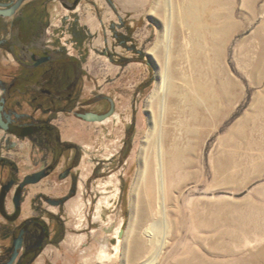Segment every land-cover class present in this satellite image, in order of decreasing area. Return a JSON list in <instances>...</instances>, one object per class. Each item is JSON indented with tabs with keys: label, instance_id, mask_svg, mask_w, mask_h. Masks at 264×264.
<instances>
[{
	"label": "rangeland",
	"instance_id": "1",
	"mask_svg": "<svg viewBox=\"0 0 264 264\" xmlns=\"http://www.w3.org/2000/svg\"><path fill=\"white\" fill-rule=\"evenodd\" d=\"M162 1L171 6V0H82L71 12L55 4L54 26L41 43L54 40L70 53L67 58L81 63L85 94L113 99L121 121L84 123L72 117L62 126L64 139L82 151L81 183L63 210L40 202L46 221L60 215L66 231L62 246L46 254L82 264L81 238L89 243L101 229L95 217L107 196L108 216L124 221L123 244L118 260L96 264H128L129 233L140 223L143 259L156 257L151 264H264V0H245V6L231 0L236 26L217 52L203 42L195 50L191 31L178 23L182 80L176 83L182 89L177 105H169L164 130L168 148L177 144L182 154L165 157L166 201L161 186L151 185V175L140 180L146 163L157 169L154 147L161 130L152 100L161 73L153 51L164 30ZM220 81H227L228 97L213 103ZM52 186L41 185L40 191L49 196L68 191ZM32 212L25 208V214Z\"/></svg>",
	"mask_w": 264,
	"mask_h": 264
},
{
	"label": "flooded vegetation",
	"instance_id": "2",
	"mask_svg": "<svg viewBox=\"0 0 264 264\" xmlns=\"http://www.w3.org/2000/svg\"><path fill=\"white\" fill-rule=\"evenodd\" d=\"M81 2L0 0V264H64L46 252L62 246L65 223L60 215L48 223L40 207L46 200L63 210L81 183L82 151L64 139L62 126L115 108L107 96L88 98L82 64L65 48L41 43L55 4L74 12ZM41 185L68 191L49 196ZM28 207L33 212L25 214Z\"/></svg>",
	"mask_w": 264,
	"mask_h": 264
},
{
	"label": "bare ground",
	"instance_id": "3",
	"mask_svg": "<svg viewBox=\"0 0 264 264\" xmlns=\"http://www.w3.org/2000/svg\"><path fill=\"white\" fill-rule=\"evenodd\" d=\"M162 2L164 3L162 9L163 12L161 13L163 15L162 18H163L164 30L163 32H161L159 44L156 46L155 50L153 51V53L157 56L158 60L160 61L159 68L161 73V84L152 100L154 105H157L158 107V111H159L158 118L160 123V130H161L158 142L154 147L155 149H157V151L155 150L157 152V160L155 161L157 162L155 163L157 169L154 172L152 170L153 167H151L150 164L148 165L146 163L145 169L140 173V180L141 179L144 180L147 178L148 175L149 176L151 175L152 176L151 185L161 186L162 194L166 201L167 170L165 169L166 166L165 157L167 159L170 156H172L173 157L172 159H175L178 157L179 153L182 154V152L179 151L180 147L177 144L174 145L173 150H170L168 148L169 133L168 131L164 130V122L168 118L167 114L169 110V105L171 107L175 102L178 103V99H179L178 94L181 93V89H182L181 88L182 86L180 87L178 86L179 84L176 83L177 80H182V72L178 67L180 65L178 63V59H179V55L182 52V46L180 45V40L183 33L178 28V23L184 24L191 31L192 34L190 33L191 34L190 42L195 43V46H193L195 50L201 48L202 47L201 44L203 42V44L205 43L206 45H210L212 47V50L217 52L218 46H220L223 42H226L228 34H230L233 27L236 26L235 25L236 22L234 21V9L232 8L231 0H181V2L179 0H171L172 2L171 6L168 5V2L166 1L165 2L162 1ZM243 4L245 6V0H243ZM166 6L167 7L169 6V10L167 12L165 11ZM165 38L167 39L166 42L167 44H165ZM166 58L168 59V65L165 67ZM227 86H228L227 81H220L218 93L214 95V97L212 96L213 103H216V101L218 102L217 99H220L221 97L223 99H227L228 97ZM161 93L163 97L161 96ZM177 103L175 104L177 105ZM113 120H117V122H120L121 118L119 115L115 114L112 117L100 123L108 124ZM157 124H158V120H157ZM113 198L118 199V194H115ZM110 200H111L110 197L106 196V198H104V200H102L98 206V213L97 216L95 217V222H101L102 224L101 229L94 230V232L92 233L93 239L89 243H87L88 241L86 236L81 238L80 242L82 245H84L85 248L84 250H82L81 253L82 264H96V263H106V262L112 263L115 260L119 259V253L121 250V246L123 244L120 238V234L123 231L124 221L119 219L117 216L116 217L108 216L106 209L111 208ZM199 215H201V213H199ZM106 216H107V220H105ZM167 227L168 226H166V228ZM140 229H141V223L136 224L133 227V229L130 231L131 233H129V238H131L130 239L131 243L129 242L128 244L127 242V245L128 248L132 249V253L128 257V261H127L128 264H137L138 261L140 259H143L144 256L147 254L145 249V242L140 238V233H139ZM148 235L151 237L150 234ZM111 239L114 240L116 239L117 244L112 245L110 242ZM155 260L156 257L152 256L151 254L149 257L147 256L145 260L144 259L141 260L142 262L140 264H151Z\"/></svg>",
	"mask_w": 264,
	"mask_h": 264
},
{
	"label": "water",
	"instance_id": "4",
	"mask_svg": "<svg viewBox=\"0 0 264 264\" xmlns=\"http://www.w3.org/2000/svg\"><path fill=\"white\" fill-rule=\"evenodd\" d=\"M114 115V105L112 107V110L104 115H97V114H86V115H82V119H84L87 122H103L105 120H107L109 117Z\"/></svg>",
	"mask_w": 264,
	"mask_h": 264
}]
</instances>
